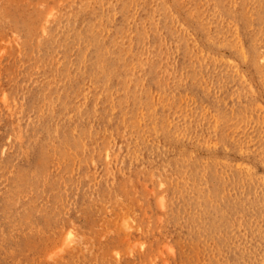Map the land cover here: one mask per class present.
<instances>
[{
	"label": "rangeland",
	"instance_id": "374dc122",
	"mask_svg": "<svg viewBox=\"0 0 264 264\" xmlns=\"http://www.w3.org/2000/svg\"><path fill=\"white\" fill-rule=\"evenodd\" d=\"M17 1L16 0H0V264H127L128 262H130L128 264H136V262L137 264H143V263L149 264V262L150 264H174V261H176L178 258V252L176 249V245L174 243L175 236H174V233L168 230V224L167 222L165 223V219L163 221V214L166 211L165 210L166 209L165 200L166 198L168 199L169 190L167 186L164 184V182H162L159 176L156 175L155 173H152V179H149V178L146 179L145 177H141V175H139V176H135L133 179H131V181L125 182L124 184L127 185L126 192H127V189L129 190L127 194L125 193V191L124 193L115 192L113 199H107L106 197H103L106 195L99 196L95 206L97 208H101V211H102L101 217L99 216L95 217L94 211L91 208H85V206H87L88 203L89 205L93 207L91 198L94 196V194L88 193V192L91 190L92 187H95V184L93 183L96 181V179H99L98 170L101 168V166H102L101 170H103L104 164L101 163V159L104 158L106 161L108 160V162H111V159H109L110 155L107 154L106 150L99 153L100 157L97 151L93 153L94 148L91 147L92 145L88 143L86 144L83 143V141H86V140H83V138L81 139V132H80L79 126L77 125L78 116H79L78 111L80 110V108L78 107L79 84H77L76 80H78L79 82V67H80L79 55H81V47L78 42V38L76 35H73V34L71 35L70 33L66 31H58L59 33L52 32V30L55 27H57L59 24L62 25L68 19H70L72 22L78 25V24H81L83 21L93 20V18L102 11H103L104 17H107L111 9H114L115 11V22H119L123 16L122 9H124V7L122 3H124L125 0H111V2H109L110 0H75V1L74 0H66V1L65 0H17ZM25 1H29L30 3L25 2ZM250 1H253V2H250ZM260 2L262 3V5ZM26 4L27 6L28 5L29 6L27 7ZM15 5L17 7H15ZM139 6L142 8H140ZM262 6L264 7V0H235V1L234 0H208V1L207 0H164V4L160 2L159 0H137L136 4L130 6L131 8L129 7L130 12L137 11L139 14L140 12L141 14L145 13L151 16L152 20L154 19L153 21L157 29L155 31L154 29L150 28V26L147 23L146 30L148 32H147V39H146L145 47L151 50L155 41L156 43H158L159 47L161 45L160 47L161 51L166 53L164 56V59L166 57V61H165L166 64L165 62L163 63V66L166 70H167L166 66L168 64L177 63V61L180 58L179 56L184 57V58H187L188 56V52H183V50L178 46V43H177L178 39L177 38L175 39L174 35L172 36V34L176 32L178 28L182 29L184 35L188 37V40L190 39V43L193 42V44H196V43H201L207 40V43H208L207 52L209 55L207 57L201 55L203 54V52L201 53L200 45H199L196 50L197 52L195 51V57L193 58L191 63L195 66H198L200 69L202 68L201 70H203L205 74H208L209 71L210 72L213 71L211 76H213L214 74L215 76H217L218 72L219 73L223 72L222 76L219 77V80L214 79V82L219 81L221 83V84H215V85L219 88H222L221 94H224L222 95V100L221 102L219 101V104H222L224 106V109L226 108L225 109V121H226L225 125H227L226 126L227 134L225 137H226V141H229L227 145L224 147L223 153L214 152L213 150L211 151L212 153L211 154V157H212L211 164H212V167L218 165L219 160L217 159L216 155H223L224 158L226 157L227 159L226 164L228 165L226 166L229 169L228 173L231 170V172H234L237 178H239L240 186L242 185L240 188L243 190L242 195L244 196L245 199L249 198V199L256 200L255 202H257L258 206L255 205V207H257L256 208L257 214L259 213L260 217L262 213L264 212V209H263L264 203L260 204V202L258 201V199H260V200H263L264 202V198H263L264 190H262V188L264 189V132H263L264 131L263 129L264 128V56H263L264 55V36H263L264 35V29H263L264 28V23H263L264 22V10L262 9L263 8ZM19 8L20 10L17 11V9ZM69 10L70 11L73 10V12L70 13ZM64 11L66 13H64ZM22 12L24 13L22 14ZM17 13H20V14H17ZM9 18L10 19L12 18L11 21ZM230 18H233V19H230ZM27 19L29 21H27ZM156 21L158 22V24L156 23ZM19 22L21 23V25ZM197 23L204 25L203 27L204 29H200L199 27H197ZM129 25H131L132 27L136 26L133 19L129 22ZM190 25L193 27V30L189 28ZM31 26H32V29H31ZM250 26L252 27L250 28ZM33 29L34 31L32 32ZM29 30L31 33L29 32ZM169 32H170V36H172L171 37L172 43L170 42L168 38ZM59 34L60 36H58ZM152 35H154V37ZM189 35L191 36L189 37ZM72 36L74 37L72 38ZM150 39H152V41ZM65 40H66V43H65ZM208 40L210 41L208 42ZM258 43L259 44L262 43V44L259 45ZM49 44H50V47H49ZM34 45L36 46L35 48H34ZM166 45L168 48L166 47ZM242 45H243V48H242ZM101 46H102V43H101ZM74 48L76 51L74 50ZM180 50H181V53H180ZM56 51H58L59 53ZM23 54L25 55L23 56ZM28 54L29 56L26 57ZM35 54L37 55V57ZM68 55L70 57H68ZM48 56L50 57V59ZM24 59L25 61L27 59L25 63H24ZM47 59L49 60L52 59V61H49ZM204 59L207 61H205ZM36 60L37 62H35ZM63 60L64 62H61ZM42 61H43V66H41ZM10 62H11V65H10ZM28 64L30 65V67ZM36 65H38L37 67L38 70L36 68ZM215 66L216 68H214ZM5 67H8L6 68L8 69L7 71ZM57 68L59 69V71ZM75 68H76V71H75ZM9 69L11 72L9 71ZM43 69H45L46 71ZM8 72L10 74H8ZM35 72H38V73H35ZM56 75H58V77H56ZM46 76L47 77L50 76L51 77V78L49 77L50 80ZM223 76H224V79H223ZM228 76L231 79V81L228 78ZM11 77H13L14 79ZM26 78L29 80H26ZM32 78L35 80H33ZM234 78L236 80H234ZM244 78L246 82L244 81ZM241 79L243 80V82H240ZM248 80H250L251 82ZM249 83L250 85H248ZM27 84L29 86H27ZM13 86L14 88H12ZM48 87L50 88L47 94L48 96L46 95L47 99L46 101H44L46 102L45 107H43V104L39 102L41 99L40 98L41 96L39 95L41 94L42 91L44 92V90L47 89ZM228 88L230 89V91ZM20 89L22 90L23 94ZM18 90L20 91L18 92ZM74 90L77 92V94ZM164 91H165L164 88L161 89V92H164ZM239 91H242V92H239ZM246 91H249V92L246 93ZM68 93H71V94L68 95ZM11 94L13 97L11 96ZM233 95H235L234 98H233ZM70 96H72L73 98ZM67 99H69L72 103ZM31 100L33 103L31 102ZM37 103L39 106L37 105ZM233 103L235 104L233 105ZM46 105H48V107ZM58 105L60 106L58 107ZM230 105H232V108L230 107ZM46 107L54 114L53 116L55 118V121L57 122V126H59L56 130L55 137H52V138L47 136L49 135V132H47L48 131L46 130L47 128L43 124H41L43 122V115H44V111H46ZM69 108L71 111L69 110ZM75 109H77V111ZM59 110L60 112H58ZM251 110H252V113H251ZM35 111L36 112L38 111L39 113L38 112L36 113ZM61 111H63L62 112L63 114H61ZM251 114H253L254 116L253 115L250 116ZM68 115L70 116V118ZM147 115L149 116L148 111H147ZM15 118H18L19 121L18 119H15ZM20 118L22 120H20ZM75 118L77 121L74 120ZM211 118H212V115H210V119ZM262 121H263V124H262ZM12 125L13 127H11ZM73 127H76V128H73ZM242 133H244L245 136ZM251 134L253 135L251 136ZM54 138L55 139L57 138V139L55 140ZM212 139H211L212 143H210L211 149L215 146L219 147V140L215 138L214 139L215 143H213ZM217 141L218 143L216 144ZM48 142H51V143H48ZM68 142H70L69 143L70 145L68 144ZM257 143L259 144L257 145ZM253 144H255V146H253ZM165 148L166 147H163V150ZM256 151L257 152L259 151V152L257 153ZM172 154H176V152L173 151ZM199 154L204 156L206 153L203 150ZM66 155L68 156L66 157ZM56 156L58 157V159L56 158ZM95 156H97L100 161L97 160L98 161L97 162L95 160ZM230 158L233 161H231ZM39 159H42V160H39ZM52 159L54 162L52 161ZM39 164L41 165V167ZM115 165H118V164L116 163ZM236 165L237 167H235ZM89 169L90 171L88 172ZM38 171L41 174L40 173L38 174ZM81 171L83 174L81 173ZM91 171H93L92 173H94V175L92 174L93 177L90 176ZM218 171L221 172V174H223V171L220 168H218ZM248 171L249 173L252 171L250 173L251 175L248 174ZM215 173H216V177L212 176L211 179L208 181L209 186L211 188H214V182L218 178H220V176H217V172ZM48 174L49 175L51 174V175L49 176ZM57 175H59L58 176L59 178L61 176V178L59 179L58 177L57 178L54 177ZM65 177H66V180H69V181H65ZM90 177L92 178L90 179ZM169 177L172 178V181L174 179H177L178 181V178L175 175L171 176L169 174ZM51 179L52 180L55 179L58 182L57 181L54 182V180L53 182H51L52 181ZM117 180L118 178L114 177L112 178V182L111 180H109L108 183L109 185L112 184L111 186L114 187L116 186V184L117 185L119 184V180L118 181ZM158 180L160 182H158ZM51 183L54 184L55 187L54 185L52 187ZM84 183L87 184L86 187H84ZM130 183L131 185H129ZM76 184H77V187H75ZM49 185L51 187H49ZM130 186L132 187V189ZM256 187L259 189H256ZM48 188H50L51 190ZM205 188L208 190L206 185H205ZM109 190L113 191L114 189L109 188ZM133 192H135V194ZM136 193H138V195ZM128 194H130L131 196L133 194L134 196L129 198ZM59 196H60V199H59ZM203 197H204V194L200 193L199 199L202 200ZM137 202L139 205L137 204ZM143 202L147 206L145 205L144 207ZM200 202L204 203L203 201H200ZM59 203L61 206L59 205ZM213 210H214V203H213ZM254 212H255L254 210L250 209V210L245 211L244 215L245 216L246 214L250 215L251 213L252 215H254ZM144 214L149 216L150 218L145 216ZM225 215H229L228 216V221H229L230 210L229 211L227 210V213ZM213 216L214 218L219 217L220 210L219 209L215 210L213 213ZM245 216H244V219L247 218ZM145 219L147 220L148 223L146 222ZM257 221L264 222L262 219H257ZM138 222L141 225H138ZM242 222H243L242 226H245V224L248 223L246 219L245 220L242 219ZM157 224L159 225L157 226ZM156 228L158 229L157 231L155 230ZM117 231L118 233H116ZM79 234L82 237H80ZM114 235H115V238L112 244L111 238L114 237ZM118 235L120 239H117L119 238V237H116ZM87 236L88 238L89 237L90 238L88 239ZM254 236L256 237V239L254 238L243 239L240 237L243 250L245 252L248 251L249 253H251L250 256H247V255L245 256V258L242 261L243 264H260V261L262 260L263 262L264 260V240L262 241V237L258 235H254ZM67 238H70V239H67ZM117 240L118 241L125 240L124 241L125 244H122L124 243L123 241L122 242L119 241L120 242L119 244ZM142 240L145 243L141 242ZM109 242H111L110 245H109ZM115 243H117L118 245H115ZM149 243L151 245H149ZM157 243H159L158 246H157ZM90 244L91 245L93 244L92 247L90 246ZM97 244L101 245V248L100 247L98 248L99 250H97V248L94 249V247H96ZM121 244L123 245V247ZM239 246L240 245H237L232 240V238L228 239L226 254H227V261L228 262L230 261L229 264L230 263L237 264L236 259L239 256ZM152 247H154V249ZM105 248H109V251L107 250L104 252V253H107V255L105 254L101 255L100 252H102L103 249ZM111 248L113 249L111 250ZM89 250L90 252H88ZM93 251L95 252L94 257H93ZM96 251L98 255L100 254L99 256L96 254ZM145 251L148 252V254ZM136 252L138 254H136ZM144 252L146 253L145 255L147 256V258L144 255ZM122 253L125 255H123ZM141 254L143 255L142 256L143 259L140 257ZM152 254H153V257H152ZM236 254H238V256ZM102 256L104 257L103 260H102ZM91 257L94 259H91ZM145 260L147 262H145Z\"/></svg>",
	"mask_w": 264,
	"mask_h": 264
},
{
	"label": "bare ground",
	"instance_id": "6f19581e",
	"mask_svg": "<svg viewBox=\"0 0 264 264\" xmlns=\"http://www.w3.org/2000/svg\"><path fill=\"white\" fill-rule=\"evenodd\" d=\"M136 1L137 0H125L124 3H122V5L124 7V9H122L123 10V16H122V19H120L119 22H115V11H114V9H111L110 12H109V15L107 17H104V14H103V11H102L98 15H96L93 18V20H88V21H83V22L81 21L82 22L81 24L76 25L74 22H72L70 19H68L66 22H64L66 24H64V23L62 25L59 24L53 30L51 29L52 32L66 31V32L70 33L71 35L72 34L76 35L77 38H78V42H79L80 47H81V55H79V65H80V67H79V82H78V80H76V81H77V84H79V89H78L79 90V93H78V107L80 108V110L78 111L79 112L78 121L76 120V118L74 120H76L78 122L77 125L79 126V129H80V132H81V139L83 138V140H86V141H83V143L84 144H86V143L91 144L92 145L91 147L94 148L93 153H95L97 151L98 155H99V153H101L104 150H106L107 154L110 155L109 159H111V162H108V160L106 161L104 158L101 159V163L104 164L103 170H101V168H102V166H101V168L98 170L99 179H96V181L93 183V184H95V187H92L91 190L88 192V193H93L94 194V196L91 198V202L93 204V207L91 205H89V203H88L87 206H85L87 204V202H86V204L84 206H85V208H91L94 211L95 217H98V216L101 217V214H102L101 208H97L95 206L99 196L106 195V196H103V197H106L107 199H113L115 192L124 193V191H125V193L127 194V192L129 190L127 189V192H126V188H127L126 186L127 185L124 184L125 182H127V181L129 182L135 176H139V175H141V177H145L146 179L147 178L152 179V173H155L156 175L159 176L160 180L162 182H164V184L167 186V188L169 190L168 199L166 198V200H165L166 203L164 202L165 205H166V209H165L166 211L163 214V221L165 219V223L167 222V224H168V230L171 231L172 233H174V236H175L174 243L176 245V249H177V252H178V258H177L176 261H174V264H229L230 261L229 262L227 261V254H226V248H227V243H228V239L229 238H232V240L237 245H240L239 246V256H238V254H236L238 256L236 261H237V264H243L242 261L245 258V256L246 255L250 256L251 253H249L248 251L245 252L243 250L240 237L243 238V239H248V238L256 239V237L254 235H258V236L262 237V241L264 240V222L257 221V219H262L264 221V212L262 211L263 213H262V215L260 217L259 213L257 214V210H256L257 207H255V205L258 206L257 202H255L256 200L249 199V198H247V199L244 198V196L242 195L243 194V192H242L243 190L240 188L242 185L240 186L239 178H237V176L234 174V172H231V170L228 173L229 169L227 167L228 165L226 164V162H227L226 157L224 158L223 155H216L217 159L219 160L218 165L212 167V164H211L212 163V157H211L212 153H211V151L213 150L214 152L223 153L224 147L229 142V141H226V137H225L226 134H227V129H226L227 125H225V122H226L225 121V109L226 108L224 109V106L222 104H219V101L221 102L222 95H224V94H221L222 93L221 92L222 88H219V87H217L215 85V84H221V83L219 81H215L214 82V79L215 80L216 79L219 80V77L222 76L223 72L222 73L218 72L217 73L218 75L216 74L217 76H215V74L213 76H211L213 71L212 72L209 71L208 74H205L203 72V70H201L202 68L200 69L198 66H195V65H193L191 63V61L195 57V51L197 50L199 45H200L201 53L203 52V54H201V55H203L205 57H207L209 55L208 52H207L208 51V46H207L208 43H207V40H205V41H203L201 43H196V44H193V42L190 43V39L188 40V37H186L184 35V33H183L181 28H178L176 30V32H174L172 34V36L174 35V38L178 39V42H177L178 46L183 50V52H188V56H187V58L179 56L180 58L178 57L179 60L177 61V63L168 64L166 66V68H167V70H166L164 68V66H163V63L166 61V57L164 59V56H165L166 53L161 51V49H160L161 45L159 47L158 43H156V41H155L153 46H152V48L150 47L151 50H149V48L145 47L146 39H147V32H148L146 30L147 23L150 26V28L154 29L155 31L157 29V27L155 26V23L153 21L154 19L152 20L151 16H149L148 14H145V13L141 14V12H140V14H139L137 11H131V12L129 11V7L134 5V4H136ZM159 1L164 4V0H159ZM25 2L30 3L29 1H25ZM109 2H111V0ZM250 2H253V1H250ZM19 3H20V1H19ZM261 5H262V3H261ZM26 6H27V4H26ZM15 7H17V6L15 5ZM20 8L17 9V11L20 10ZM140 8H142V7H140ZM185 8H187V7H185ZM67 9H69V8H67ZM237 9H238V7H237ZM262 9L264 10V7ZM69 12L71 13V12H73V10L72 11L69 10ZM182 12H183V10H182ZM13 13H14V11H13ZM23 13L24 12H22V14ZM64 13H66V12L64 11ZM83 13H84V11H83ZM222 13H224V12H222ZM233 13H234V11H233ZM17 14H20V13H17ZM25 15H27V14H25ZM208 15H209V13H208ZM175 17H176V15H175ZM24 18H25V16H24ZM73 18H75V17H73ZM84 18H82V19H84ZM138 18H140V19H138ZM212 18H214V17H212ZM233 18H230V19H233ZM11 19H10V21H11ZM132 19H133L134 23L136 24V26H134V27L129 25V22ZM228 19H229V17H228ZM223 20H222V22H223ZM240 20H241V18H240ZM27 21H29V20L27 19ZM160 21H161V19H160ZM31 22H32V20H31ZM232 22H234V21H232ZM156 23L158 24L157 21H156ZM33 24H35V23H33ZM160 24H161V22H160ZM251 24H253V23H251ZM20 25H21V23H20ZM172 25H173V23H172ZM184 26H186V25H184ZM197 27H199L200 29H204L203 28L204 25L199 24V23H197ZM225 27H224V29H225ZM251 27L252 26H250V28ZM186 28H188V27H186ZM189 28L191 30H193V27L191 25H190ZM31 29H32V26H31ZM33 31H34V29L32 30V32ZM184 31H185V29H184ZM29 32H30V30H29ZM191 35H189V37ZM58 36H60V34ZM152 36L154 37V35H152ZM152 36H150V37H152ZM172 36H170V32H169L168 38H169L171 43H172V40H171ZM73 37L74 36H72V38ZM34 39H32V40H34ZM203 39H204V37H203ZM54 40H55V38H54ZM150 40L152 41V39H150ZM198 41H200V40H198ZM209 41L210 40H208V42ZM262 42H263V40H262ZM65 43H66V40H65ZM101 43H102V46H101ZM260 44H262V43H260ZM60 46H62V45H60ZM35 47L36 46L34 45V48ZM49 47H50V44H49ZM166 47H167V45H166ZM242 48H243V45H242ZM58 50H59V48H58ZM74 50H75V48H74ZM36 51H37V49H36ZM36 51H34V52H36ZM68 51H66V52H68ZM242 51H243V49H242ZM56 52H58V51H56ZM23 53H25V52H23ZM29 53H31V52H29ZM180 53H181V50H180ZM256 53H258V52H256ZM47 54H48V52H47ZM244 54H245V52H244ZM24 55L25 54H23V56ZM28 56H29V54L26 57H28ZM36 57H37V55H36ZM68 57H70V56L68 55ZM216 58H217V56H216ZM228 58H230V57H228ZM49 59H50V57H49ZM49 59H47V60H49ZM61 59H62V57H61ZM75 60H73V61H75ZM167 60H168V58H167ZM26 61H27V59H26ZM26 61L24 59V63ZM49 61H52V59L49 60ZM205 61H207V60H205ZM35 62H37V60ZM61 62H64V60L61 61ZM13 63H14V61H13ZM165 64H166V62H165ZM10 65H11V62H10ZM41 66H43V61H42ZM15 67H17V66H15ZM29 67H30V65H29ZM37 67H38V65H36V68ZM54 67H55V65H54ZM223 67H224V65H223ZM6 68H8V67H5V69ZM73 68H71V69H73ZM214 68H216V66ZM253 68H254V66H253ZM27 69H29V68H27ZM217 69H218V67H217ZM7 70L8 69H6V71ZM37 70H38V68H37ZM43 70H45V69H43ZM219 70H220V68H219ZM9 71H10V69H9ZM41 71H42V69H41ZM48 71H49V69H48ZM58 71H59V69H58ZM75 71H76V68H75ZM66 72H68V71H66ZM5 73H7V72H5ZM35 73H38V72H35ZM8 74H10V73L8 72ZM231 75H232V73H231ZM229 76H228V78H229ZM9 77H7V78H9ZM39 77H40V75H39ZM49 77H47V78H49ZM56 77H58V75H56ZM242 77H244V76H242ZM11 78H13V77H11ZM50 78H49V80H50ZM223 79H224V76H223ZM26 80H29V79L26 78ZM33 80H35V79H33ZM234 80H236V79L234 78ZM256 80H257V78H256ZM230 81H231V79H230ZM244 81L246 82L245 78H244ZM248 81H250V80H248ZM39 82H41V81H39ZM70 82H72V81H70ZM240 82H243V80L241 79ZM23 84H24V82H23ZM244 84H246V83H244ZM63 85H65V84H63ZM248 85H250V83ZM27 86H29V85L27 84ZM43 87H45V86H43ZM12 88H14V86ZM49 88L50 87H48L45 90L43 89L44 92L42 91L41 94L39 95V96H41L40 97L41 99H40L39 102H41V104H43V107H45V103L46 102H44V101H46V99H47L46 95L49 92ZM163 88L165 89V91L161 92V89H163ZM223 88H225V87H223ZM64 89H65V87H64ZM237 89H239V88H237ZM20 90H18V92ZM229 91H230V89H229ZM21 92H22V90H21ZM239 92H242V91H239ZM247 92H249V91H246V93ZM22 94H23V92H22ZM69 94H71V93H68V95ZM76 94H77V92H76ZM244 94H245V92H244ZM235 95H233V98L235 97ZM11 96H12V94H11ZM231 96H232V94H231ZM70 97H72V96H70ZM67 100H69V99H67ZM231 100H232V98H231ZM249 101H251V100H249ZM31 102H32V100H31ZM49 102H50V100H49ZM64 102H66V101H64ZM38 103H37V105H38ZM246 103H245V105H246ZM224 104H225V102H224ZM234 104L235 103H233V105ZM248 104H249V102H248ZM60 105H58V107ZM257 105H259V104H257ZM46 106L48 107V105H46ZM72 106H70V107H72ZM47 107H46V111H44L43 122L41 124H43L47 128L46 130H48L47 132H49V135H47V136L52 138V137H55L56 130H57V128L59 126H57V122L55 121V118L53 116L54 114ZM230 107L232 108V105H230ZM40 108H42V107H40ZM69 110H70V108H69ZM75 110L77 111V109H75ZM146 110L148 111V114H149L150 117L147 115V111ZM58 112H60V110ZM62 112L63 111H61V114H63ZM251 113H252V110H251ZM210 115H212L211 119H210ZM252 115L253 114H251L250 116H252ZM4 118H6V117H4ZM69 118H70V116H69ZM15 119H18V118H15ZM212 119H213V121H212ZM20 120H22V119L20 118ZM18 121H19V119H18ZM237 122H238V120H237ZM16 123H17V121H16ZM62 124H63V122H62ZM74 124H75V122H74ZM262 124H263V121H262ZM234 125H236V124H234ZM11 127H13V125ZM70 127H71V125H70ZM231 127H233V126H231ZM73 128H76V127H73ZM254 129H255V127H254ZM65 132H66V130H65ZM67 134H69V133H67ZM242 134L244 135V133H242ZM18 135H19V133H18ZM252 135L253 134H251V136ZM249 137H250V135H249ZM212 138H214V139L216 138V139L219 140V147L215 146L218 143V141H217L216 144L214 145L215 147H213L211 149V144L210 143H212L211 142ZM257 138H258V136H257ZM59 139H61V138H59ZM214 139H212L213 143H215ZM231 139H232V137H231ZM33 140H35V139H33ZM44 140H46V139H44ZM48 143H51V142H48ZM69 143L70 142H68V144ZM258 144L259 143H257V145ZM189 145H191V146H189ZM63 146H64V144H63ZM253 146H255V144H253ZM86 147H88V146H86ZM163 147H166V148L163 150ZM248 147H249V145H248ZM235 148H236V146H235ZM67 149H68V147H67ZM84 149H86V148H84ZM246 149H248V148H246ZM259 149H260V147H259ZM203 150L206 153L204 156L199 154ZM251 150H253V149H251ZM173 151H175L176 154H172ZM251 153H252V151H251ZM262 155H260V156H262ZM67 156L68 155H66V157ZM85 156H86V154H85ZM212 156H214V155H212ZM47 157H49V156H47ZM91 157H90V159H91ZM99 157H100V155H99ZM56 158L58 159L57 156H56ZM39 160H42V159H39ZM68 160H69V158H68ZM95 160L97 161V160H99V158L97 156H95ZM230 160H231V158H230ZM52 161H53V159H52ZM85 161H86V159H85ZM231 161H233V160H231ZM258 162H259V160H258ZM262 162H263V160H262ZM116 163L118 165H115ZM242 163H244V162H242ZM228 164H229V162H228ZM40 167H41V165H40ZM235 167H237V165ZM77 168H78V166H77ZM97 168H99V167H97ZM218 168H220L223 171V174H221V172L218 171ZM65 170H67V169H65ZM89 171H90V169L88 170V172ZM214 171L217 172V176H220V178H218L214 182V188H211L209 186V182L208 181L211 179L212 176L216 177V173ZM246 171H247V169H246ZM76 172H77V170H76ZM92 172L93 171H91V175L90 174H88V175L93 177L94 173H92ZM96 172H97V170H96ZM39 173L40 172L38 171V174ZM81 173H82V171H81ZM250 173L248 171V174H250ZM43 174H45V173H43ZM169 174L171 176L175 175L178 178V181H177V179H174L172 181V178L169 177ZM73 175H74V173H73ZM88 175H86V176H88ZM147 175H148V177H147ZM58 176L59 175L54 176V177L57 178ZM92 177H90V179ZM114 177L118 178L119 184L118 185L116 184V186L112 187L111 186L112 184L109 185L108 182H109V180H111V182H112V178H114ZM60 178H61V176H60ZM53 180H54V182L57 181L55 179H53ZM53 180L51 182H53ZM65 181H69V180H66V177H65ZM158 182H160V181L158 180ZM194 183H196V184H194ZM39 184H40V182H39ZM60 184H61V182H60ZM80 184H81V182H80ZM114 184H115V182H114ZM45 185H47V184H45ZM50 185H49V187H51ZM53 185L54 184H52V187H53ZM73 185H74V183H73ZM129 185H131V183ZM205 185L208 188V190L205 188ZM86 186H87V184L84 183V187H86ZM54 187H55V185H54ZM75 187H77V184H76ZM75 187H74V189H75ZM109 188L110 189L113 188L114 190L113 191L109 190ZM48 189H50V188H48ZM68 189H70V188H68ZM131 189H132V187H131ZM256 189H259V188L256 187ZM262 190H264V189L262 188ZM61 191H63V190H61ZM45 192H47V191H45ZM133 193L135 194V192H133ZM200 193L204 194V197H203L202 200L199 199ZM136 194L138 195V193H136ZM160 194H161V192H160ZM61 195H62V193H61ZM128 196L130 198V197H132L134 195L132 194V196H131L130 194H128ZM63 197H64V195H63ZM59 199H60V196H59ZM136 199H138V198H136ZM200 201H203L204 203H201ZM258 201L260 202V204L264 203L263 200L258 199ZM144 202H143V204H144ZM213 203H214V210H213ZM137 204H138V202H137ZM44 205H45V203H44ZM59 205H60V203H59ZM145 205L146 204H144V207H145ZM65 208H63V209H65ZM142 209H143V207H142ZM218 209L220 210V216L219 217H215L216 218L215 219L214 216H213V213H214L215 210H218ZM250 209L255 211L254 215H252V213L250 215L245 213L246 214V216H245L244 212L247 211V210H250ZM227 210L228 211L230 210V217H229L230 219H229V221H228V216L229 215H225L227 213ZM260 211H261V209H260ZM117 214H116V216H117ZM133 215H135V214H133ZM145 216H147V215H145ZM244 216L247 217L245 219L248 221V223L245 224V226H242V224H243L242 219L245 220ZM147 217H149V216H147ZM113 219H114V217H113ZM116 219H117V217H116ZM116 219H115V221H116ZM107 221H108V219H107ZM139 221H140V219H139ZM154 221H155V219H154ZM146 222H147V220H146ZM259 222H260V224H259ZM106 223H108V222H106ZM138 225H141V224H139V222H138ZM158 225L159 224H157V226ZM155 230L157 231L158 229L156 228ZM116 233H118V231ZM144 233H145V231H144ZM121 235H123V234H121ZM140 235H142V234H140ZM79 236L82 237L80 234H79ZM127 236H128V234H127ZM116 237H119V235L116 236ZM87 238H88V236H87ZM114 238H115V235H114V237L111 238L112 244L114 242ZM67 239H70V238H67ZM77 239H78V237H77ZM117 239H120V237L117 238ZM122 239H123V237H122ZM122 241L124 242L125 240H121L120 242H122ZM111 242H109V245H110ZM120 242H119V244H120ZM141 242H143V240ZM143 243H145V242H143ZM150 243H149V245H151ZM122 244H125V242L122 243ZM146 244H148V243H146ZM158 244L159 243H157V246H158ZM92 245L90 244L91 247H92ZM115 245H118V244L115 243ZM124 246H126V245H124ZM99 247L101 248V245L97 244L96 247H94V249L97 248V250H99L98 249ZM122 247H123V245H122ZM90 248H88V249H90ZM152 248L154 249V247H152ZM156 248H158V247H156ZM112 249L113 248H111V250ZM107 250L109 251V248L103 249V251L100 252V254L101 255H103V254L107 255V253H104ZM111 250H110V252H111ZM146 251H147V249H146ZM155 251H156V249H155ZM88 252H90V250ZM145 252H144V255L146 253L148 254V252H146V253ZM94 253L95 252L93 251V257H94ZM124 253H126V252H124ZM234 253H236V252H234ZM96 254H97V251H96ZM136 254H138V253L136 252ZM155 254H157V253H155ZM76 255H77V253H76ZM123 255H125V254H123ZM91 256H92V254H91ZM111 256H112V254H111ZM142 256L143 255L141 254L140 257L143 259ZM148 257H149V255H148ZM152 257H153V254H152ZM103 258L104 257L102 256V260H103ZM146 258H147V256H146ZM77 259H78V257H77ZM91 259H94V258L91 257ZM106 259H107V257H106ZM111 259H113V258H111ZM99 261H100V259H99ZM145 262H147V261L145 260ZM128 263H130V262H128ZM141 263H143V262H141ZM136 264H137V262H136ZM149 264H150V262H149ZM230 264H233V263H230ZM260 264H264V260H263V262L261 260Z\"/></svg>",
	"mask_w": 264,
	"mask_h": 264
}]
</instances>
